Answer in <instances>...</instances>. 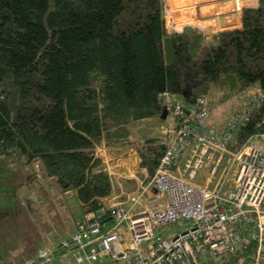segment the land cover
Returning a JSON list of instances; mask_svg holds the SVG:
<instances>
[{
    "label": "trees",
    "instance_id": "obj_1",
    "mask_svg": "<svg viewBox=\"0 0 264 264\" xmlns=\"http://www.w3.org/2000/svg\"><path fill=\"white\" fill-rule=\"evenodd\" d=\"M166 12V0H0V225L17 217L34 164L75 191L86 214L114 192L98 147L135 149L152 175L169 143L137 131L147 120L180 122L163 116L166 92L185 110L204 97L207 124L222 130L256 87L238 136L264 129V4L244 9L242 28L209 38L169 30ZM233 99L236 109L211 120ZM239 253L219 264H237Z\"/></svg>",
    "mask_w": 264,
    "mask_h": 264
},
{
    "label": "built area",
    "instance_id": "obj_2",
    "mask_svg": "<svg viewBox=\"0 0 264 264\" xmlns=\"http://www.w3.org/2000/svg\"><path fill=\"white\" fill-rule=\"evenodd\" d=\"M259 93H242L243 114L218 130L206 122L204 97L185 110L166 92V111L181 118L165 130L169 145L154 174L143 172L135 190L87 213L71 239L27 264L52 263L59 250L76 264H219L233 252L237 264H264V129L238 136Z\"/></svg>",
    "mask_w": 264,
    "mask_h": 264
},
{
    "label": "rangeland",
    "instance_id": "obj_3",
    "mask_svg": "<svg viewBox=\"0 0 264 264\" xmlns=\"http://www.w3.org/2000/svg\"><path fill=\"white\" fill-rule=\"evenodd\" d=\"M222 1L226 0H200V3L212 5V3H221ZM166 2V25L169 30L181 31L184 26H200L202 23L201 21L197 23L196 19H190L189 21L193 22L187 24L184 21L185 24H182L183 22L178 21L176 17L179 13L174 12L173 8L179 4L178 0H166ZM232 2L229 3L230 7L239 9L259 7L264 4V0H233ZM186 7L188 6L184 4V6L179 8L184 9ZM172 11L176 16L172 14ZM179 18L184 19V17ZM200 20H202V17ZM236 99L231 101L233 103L231 108L228 106L229 101L218 106L216 113H211V120L217 121L228 116L236 109ZM223 109H227V112H223ZM219 112L220 114L218 115ZM169 122H172V120L168 119L164 123L154 119L144 121L141 123L142 127L140 126L139 131H137L138 135L145 138L149 134L151 136L153 134L162 135L163 132L166 137L165 129ZM133 150L136 151L135 149ZM30 169V172L37 170L39 172H36L38 174L32 176V181L26 183L25 187L20 191L18 202L20 206L16 207L18 209L17 217L10 221L5 219L6 222L0 225V239L3 241L1 245L9 250L8 254L10 256L6 264H27L31 259H38L41 249L59 246L63 240L71 239L78 227V224L75 226L76 221L84 219L75 191H64L58 181L46 177L44 172H41L42 170L38 164H34V167ZM235 177L236 175L232 174L229 178L230 188L234 183ZM205 178L206 176L201 173L198 180L203 182ZM130 190H135V188ZM130 190L126 191L130 192ZM127 192H124L123 195ZM71 256L72 254L59 253V256L52 264H75ZM0 264L5 263L0 261Z\"/></svg>",
    "mask_w": 264,
    "mask_h": 264
},
{
    "label": "crops",
    "instance_id": "obj_4",
    "mask_svg": "<svg viewBox=\"0 0 264 264\" xmlns=\"http://www.w3.org/2000/svg\"><path fill=\"white\" fill-rule=\"evenodd\" d=\"M229 1L233 3V0H226L222 1L221 3L216 2L212 3V5H207L200 3V0H178V6L176 5L173 8L174 12L179 14L176 16L173 11L172 14L177 17L178 21L181 23L183 22L182 24H185L184 21H186L187 24L193 22L189 21L190 19H196L197 23L201 21L202 23L200 26H184L182 27L181 31L184 28L192 27L194 30L202 32L205 38H209L213 33L224 29L230 30L243 27L244 9L230 7ZM184 4H186L188 7L180 9L179 7L184 6ZM179 17H184V19ZM201 17L202 20H200ZM97 152L102 156L107 170L115 184L114 192L111 197L114 195L118 196L120 194L123 197V193L127 192L126 190L129 191L131 188L136 187V178H138L141 173L147 172V168L142 167L140 164V156L133 149L101 146L98 147ZM112 201L118 203L120 199L113 198ZM82 213L85 217L86 213L83 211ZM107 220L110 222L111 218H108ZM80 221L81 220L76 221L75 226H77ZM58 256L59 254L56 256V258ZM71 257L72 260L75 261L74 256L72 255Z\"/></svg>",
    "mask_w": 264,
    "mask_h": 264
},
{
    "label": "bare ground",
    "instance_id": "obj_5",
    "mask_svg": "<svg viewBox=\"0 0 264 264\" xmlns=\"http://www.w3.org/2000/svg\"><path fill=\"white\" fill-rule=\"evenodd\" d=\"M254 89H257L256 87H253V90ZM245 93L246 92H249V91H244ZM148 171V170H147ZM141 177L143 176V173L140 175ZM140 176H138V178L140 177ZM136 182H137V178H136ZM137 186V185H136ZM135 189H136V187H135ZM130 191H133V190H130ZM109 200V199H108ZM108 200H107V204H108ZM59 253H65V254H71V253H66L65 251H62V250H59V252H58V254Z\"/></svg>",
    "mask_w": 264,
    "mask_h": 264
},
{
    "label": "clouds",
    "instance_id": "obj_6",
    "mask_svg": "<svg viewBox=\"0 0 264 264\" xmlns=\"http://www.w3.org/2000/svg\"><path fill=\"white\" fill-rule=\"evenodd\" d=\"M166 112H167V111H166ZM172 126H174V125H173V124H172V125L169 124V125L166 127V129H168L169 127H172ZM166 129H165V130H166ZM166 139H167V136H166ZM167 141H168V140H167ZM148 173H149V172H148ZM153 174H154V173H153ZM153 174H152V175H153ZM149 175H150V174H149ZM150 176H151V175H150ZM52 263H53V262H52ZM50 264H51V263H50Z\"/></svg>",
    "mask_w": 264,
    "mask_h": 264
},
{
    "label": "water",
    "instance_id": "obj_7",
    "mask_svg": "<svg viewBox=\"0 0 264 264\" xmlns=\"http://www.w3.org/2000/svg\"><path fill=\"white\" fill-rule=\"evenodd\" d=\"M167 115V112L166 111H164V113H163V116L165 117Z\"/></svg>",
    "mask_w": 264,
    "mask_h": 264
},
{
    "label": "flooded vegetation",
    "instance_id": "obj_8",
    "mask_svg": "<svg viewBox=\"0 0 264 264\" xmlns=\"http://www.w3.org/2000/svg\"><path fill=\"white\" fill-rule=\"evenodd\" d=\"M32 260V259H31Z\"/></svg>",
    "mask_w": 264,
    "mask_h": 264
}]
</instances>
